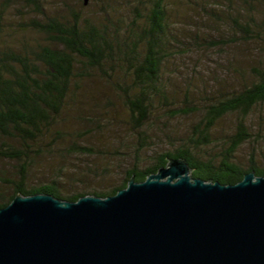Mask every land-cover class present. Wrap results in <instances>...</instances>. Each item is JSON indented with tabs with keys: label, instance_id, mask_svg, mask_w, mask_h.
Listing matches in <instances>:
<instances>
[{
	"label": "trees",
	"instance_id": "1",
	"mask_svg": "<svg viewBox=\"0 0 264 264\" xmlns=\"http://www.w3.org/2000/svg\"><path fill=\"white\" fill-rule=\"evenodd\" d=\"M173 1L127 0V18L115 21L107 10L93 20L74 7L70 14L51 15L41 0H0V209L20 193L71 202L87 195L114 196L133 176L143 182L172 158L186 159L193 178L224 185L237 184L250 172L264 176V124H254V115L264 122V0H244L240 10L233 8V0H185L212 23L215 18L220 31L227 28L207 43L225 49L242 42L250 54L246 62L229 64L240 84L207 97L203 119L180 148L149 155L150 132L160 129L154 125L160 120L156 111H165L160 118H175L197 108L188 90L184 106L177 105L173 79L164 71L169 59L189 51L176 33L186 18L174 11L178 21L171 19ZM95 79L106 83L127 109L125 123L135 136L127 149L97 150L66 130L70 113L97 125L114 109L112 97H104L105 108L95 98L91 115L81 116L93 92L89 82ZM230 114L237 115L235 132L216 142L220 147L215 151L211 131ZM88 133L76 135L83 139ZM246 144L250 150L244 163L239 152ZM83 156L92 157L91 162L73 159ZM100 158L130 159L131 165L114 172L97 163ZM95 182L107 184L98 188Z\"/></svg>",
	"mask_w": 264,
	"mask_h": 264
},
{
	"label": "water",
	"instance_id": "2",
	"mask_svg": "<svg viewBox=\"0 0 264 264\" xmlns=\"http://www.w3.org/2000/svg\"><path fill=\"white\" fill-rule=\"evenodd\" d=\"M192 172L172 158L106 198L20 193L0 209V264H264V176Z\"/></svg>",
	"mask_w": 264,
	"mask_h": 264
},
{
	"label": "rangeland",
	"instance_id": "3",
	"mask_svg": "<svg viewBox=\"0 0 264 264\" xmlns=\"http://www.w3.org/2000/svg\"><path fill=\"white\" fill-rule=\"evenodd\" d=\"M41 1L43 2L47 13L51 15L57 14L58 12L62 14H70L71 8L74 7L83 12L84 16H88L93 20L107 15L105 10L113 16V20L115 21L122 17L127 18V9L125 6L127 0H118V2L117 0H92L91 3L88 6H84V8L82 7L80 0ZM243 1L244 0H233V8L237 10L243 8ZM185 3V0H174L169 3V9L171 10V19L174 23H177L178 21V16H176L174 11H179L180 15H182L183 18H186V22L183 26L180 24L176 27L178 28L176 33L185 41L184 43H188L189 51L185 54H179L176 57L169 59L167 63H165L164 71L167 75H170L168 78H171V80L173 79L171 85L172 96L175 97L177 105L184 106V94L188 90L191 92L190 100L193 101L197 108L189 115L175 118H170L169 116H162L160 118L161 114H165L163 109L155 112V116L161 121L158 120L157 123L154 121V125L159 124L160 129L158 130L156 126L152 129L153 131L150 132V139L153 144H151V149H149L150 156H153L157 152L168 150L175 151L180 148L179 143L187 139L193 127L198 125L203 119L204 106L208 103L207 97L212 96L217 92L219 94L221 92L224 93L234 89L235 86L240 84L239 75L234 73L229 67V64H234L236 61L244 62V60L246 62L247 57L250 54L248 50L249 46L247 48L245 43L242 42H238L236 46L225 49L207 43L210 41V38H220L225 34L227 28L223 25L222 31H220L218 29L219 23L215 22V18L214 23L216 24L214 25L206 13L190 8L188 7V4ZM212 4L215 5L216 9L220 11L224 10V12H226L224 7L218 6L216 3ZM110 8L115 9L110 11ZM127 21H129V19H127ZM89 83L93 92L89 94L90 97H86V111L81 116L91 115L90 107H93L92 102L95 98L101 99L105 108V104L107 103L105 98L110 96L114 100L115 107L114 109L109 110V114H106L100 119L97 125L95 123L83 121L76 117L77 115L70 113L66 124L68 134L69 132L74 134L73 139L76 141L85 140L83 143L86 146H91L97 150L103 149L105 151L109 150L110 152H113L118 148L126 147L127 149L128 145L135 143V136L132 134L131 127L125 123V121H128V114L123 101H121V98L117 96V94H115L106 83L99 81V79L92 80ZM236 123L237 115L230 114L216 124L211 131L212 139L215 140V143L211 146L213 150L217 151L220 147V144L217 145L216 142L221 143L226 136L235 132ZM259 123L264 124V122L259 119L258 115H254V124L257 126ZM86 131H90V134L88 133L83 139H80L76 135ZM169 134L174 137H179V139L170 140L168 138ZM67 141H69V139H67ZM249 150L250 145L246 144L239 152V156L244 163H246V154ZM73 159L75 162H91L92 157H73ZM56 161L59 162V158ZM96 162L102 167H106L107 165L111 166L110 168L114 172L122 168L125 169L128 165H131L130 159L128 160L124 158H100L96 159ZM97 182L94 183V186L98 188H102L107 184L104 182Z\"/></svg>",
	"mask_w": 264,
	"mask_h": 264
}]
</instances>
